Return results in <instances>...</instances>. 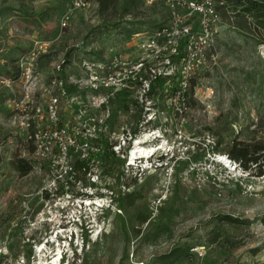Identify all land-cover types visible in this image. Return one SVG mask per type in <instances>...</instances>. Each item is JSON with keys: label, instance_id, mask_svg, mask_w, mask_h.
<instances>
[{"label": "rangeland", "instance_id": "obj_1", "mask_svg": "<svg viewBox=\"0 0 264 264\" xmlns=\"http://www.w3.org/2000/svg\"><path fill=\"white\" fill-rule=\"evenodd\" d=\"M73 1L0 0V264H264V176L237 166L228 178L209 157L264 144V29L219 0L217 60L175 107L176 77H147L148 90L127 78L75 85L89 78L83 61L99 81L113 59L135 61L139 38L174 17L164 2L86 0L73 11ZM56 78L77 97L61 99L59 117L63 140L79 131L89 143L87 170L75 166L80 151L60 157L44 122L46 150L33 153L19 118L27 94L60 93Z\"/></svg>", "mask_w": 264, "mask_h": 264}, {"label": "built area", "instance_id": "obj_2", "mask_svg": "<svg viewBox=\"0 0 264 264\" xmlns=\"http://www.w3.org/2000/svg\"><path fill=\"white\" fill-rule=\"evenodd\" d=\"M167 8L174 14V17L168 22L150 33H144L140 40V54L133 62H127L123 59L115 58L105 66L108 76L105 80H98L94 76L95 65L88 61H83L81 68L83 72L89 74L86 77V83L75 82L76 87L85 88L91 91L113 85L126 86L128 83L144 82L143 88L149 89L150 83L146 79L151 77L153 80L157 77H176L178 87L173 89L170 102L182 105L186 100V92L192 89V81L200 68L206 64L208 59L217 60L216 38L221 32V20L219 15V6H225L224 2L219 0H162ZM87 6L86 0H74L72 10L76 11ZM70 11L63 18V26L68 24L71 18ZM72 14V13H71ZM65 61H62L57 67V71H63ZM113 73H110V72ZM114 72H117L115 74ZM32 74V68L26 71V76ZM121 74V76H119ZM54 86L60 93L50 92L49 96H37L32 92L17 103L21 111L20 119H26L29 126H32L28 134V141L38 150L45 152V147L38 142L42 135L41 123L44 122L51 126L53 137L60 140V157L64 159L69 157V153L74 149L80 151V161L88 163L91 161V152L89 143L78 131L73 136H63L65 129L60 123L61 99L67 96V86L64 79L56 78ZM68 102L77 101L76 96H67ZM178 111L181 108L177 109ZM179 114V113H178ZM43 136V135H42ZM62 140V141H61ZM210 144L211 141H208ZM45 149V150H44ZM215 166L228 170V178L234 176L237 172V166L242 167L238 162L232 160L228 155L210 153ZM226 158V162L224 160ZM89 165V164H88ZM65 169L72 170L73 166L69 161L63 165ZM242 170V168H241ZM233 172V173H232ZM244 170L239 173V177L244 176ZM228 181V180H227Z\"/></svg>", "mask_w": 264, "mask_h": 264}, {"label": "trees", "instance_id": "obj_3", "mask_svg": "<svg viewBox=\"0 0 264 264\" xmlns=\"http://www.w3.org/2000/svg\"><path fill=\"white\" fill-rule=\"evenodd\" d=\"M230 3H233L236 5V11L238 9V13L239 16L243 15L244 19H247V17H252L256 20V22L258 23V26L262 29H264V0H226ZM221 8V7H220ZM225 8V7H223ZM237 27L239 28H244L246 29L244 22L242 23H237L236 24ZM192 89L195 87V82L194 80L192 81ZM33 146V144H32ZM35 147H32V152H35ZM229 157L234 160L235 162H238L242 168L244 170H250L253 169L255 170V174L259 177H263L264 176V144H258L257 145V150L250 153V150L248 149V147L245 148H237L235 150H233L232 154L229 155ZM166 161L165 157H161L159 159L160 163H164ZM22 165L21 167H24L26 165L25 168H28L29 164L28 163H24L21 162ZM152 160H151V164H152ZM153 165V164H152ZM75 166H79V168L83 169V170H87L89 168V166H87V164L83 161L78 160L77 163L75 164ZM20 167V168H21ZM30 168H28L29 170ZM148 220H144V222L146 223ZM232 223H238L239 220H232L230 221ZM76 257L79 259L78 255L75 254Z\"/></svg>", "mask_w": 264, "mask_h": 264}, {"label": "bare ground", "instance_id": "obj_4", "mask_svg": "<svg viewBox=\"0 0 264 264\" xmlns=\"http://www.w3.org/2000/svg\"><path fill=\"white\" fill-rule=\"evenodd\" d=\"M224 160H225V162L227 161V160H226V158H224ZM43 250H44V248H42L41 250H39V251H40V253H42V252H43Z\"/></svg>", "mask_w": 264, "mask_h": 264}]
</instances>
